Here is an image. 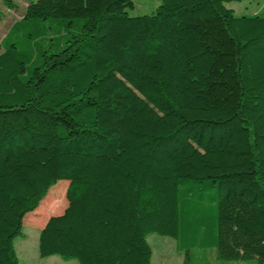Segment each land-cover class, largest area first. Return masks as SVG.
Returning <instances> with one entry per match:
<instances>
[{
	"label": "trees",
	"instance_id": "obj_1",
	"mask_svg": "<svg viewBox=\"0 0 264 264\" xmlns=\"http://www.w3.org/2000/svg\"><path fill=\"white\" fill-rule=\"evenodd\" d=\"M242 1L29 0L0 53V264L62 180L42 259L152 264L158 234L183 264H264V14Z\"/></svg>",
	"mask_w": 264,
	"mask_h": 264
},
{
	"label": "rangeland",
	"instance_id": "obj_2",
	"mask_svg": "<svg viewBox=\"0 0 264 264\" xmlns=\"http://www.w3.org/2000/svg\"><path fill=\"white\" fill-rule=\"evenodd\" d=\"M134 8L129 9L128 13L131 16H142L154 14L157 7L160 5V0H133ZM29 0H0V53L3 52L2 42L8 34L11 27L21 20L26 12ZM228 8L233 9L236 16L264 14V0H244L242 2L229 3ZM69 181L62 180L55 184L41 201L38 208L31 213H28L24 219V236L19 237L15 241V248L20 258V264H30L27 262L25 255L28 256L31 264L42 263L39 257L38 245L39 234L50 217L62 214L68 206V201L64 193H66ZM62 199L60 203H54L53 200ZM43 217L44 222L39 223L38 219ZM147 241L152 249V262L156 264L157 255L161 254L164 261L175 259L176 256V241L173 238L151 234L147 237ZM160 241L166 244L162 246ZM24 251V252H23ZM25 253V254H23ZM183 256L180 258V260ZM60 259V258H59ZM33 261V262H32ZM63 261V260H62ZM66 262V261H64ZM248 264H257V260L245 261ZM67 264H77L76 260L66 262Z\"/></svg>",
	"mask_w": 264,
	"mask_h": 264
},
{
	"label": "crops",
	"instance_id": "obj_3",
	"mask_svg": "<svg viewBox=\"0 0 264 264\" xmlns=\"http://www.w3.org/2000/svg\"><path fill=\"white\" fill-rule=\"evenodd\" d=\"M159 244L164 246L166 243L163 241H160ZM176 256L177 257L175 259L165 262L164 257L161 256V254H158L156 264H183L184 255L183 253L178 252L177 248H176ZM182 256L183 258L180 260ZM25 258L27 259V262L31 264V261H29V258L27 255H25ZM190 258H191V264H248L245 261H236V262L220 261L217 257V253L215 250H194L191 253ZM41 260H42L41 262L45 264H67L66 262L62 261L61 259H59V257H56V256H52V257H48L44 259L41 258ZM19 261H20V258H19Z\"/></svg>",
	"mask_w": 264,
	"mask_h": 264
}]
</instances>
